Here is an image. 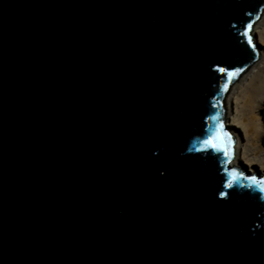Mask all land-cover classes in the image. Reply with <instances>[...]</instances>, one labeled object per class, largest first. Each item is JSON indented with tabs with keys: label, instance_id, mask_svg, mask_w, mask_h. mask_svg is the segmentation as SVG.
Segmentation results:
<instances>
[{
	"label": "water",
	"instance_id": "water-1",
	"mask_svg": "<svg viewBox=\"0 0 264 264\" xmlns=\"http://www.w3.org/2000/svg\"><path fill=\"white\" fill-rule=\"evenodd\" d=\"M263 9L0 0V264H264L223 108Z\"/></svg>",
	"mask_w": 264,
	"mask_h": 264
},
{
	"label": "rangeland",
	"instance_id": "rangeland-1",
	"mask_svg": "<svg viewBox=\"0 0 264 264\" xmlns=\"http://www.w3.org/2000/svg\"><path fill=\"white\" fill-rule=\"evenodd\" d=\"M256 32V37L253 38L254 33ZM264 12L262 11L259 19L255 22L254 27L252 28V42L254 44V39L257 40L258 44L264 43ZM257 51L258 58L253 64L246 69L238 78L236 82L232 84L229 91L223 100V108H224V121L226 125L233 124L232 126L241 127L244 132H247L250 128L248 126L243 125V121H236V111L237 107L235 106V102H239L240 107H249V112L256 116L259 115L261 128L255 131L249 130L250 134L247 135L245 133H237V131L233 129H229V131L234 135L235 143H234V158L237 153L236 148L238 147L240 151V159L242 163L251 164V167H247L245 164H239L237 160L231 162V164H235L234 167L238 166L241 169L245 170L244 172H251L256 176L260 174H264V44H262V50L255 47ZM247 91V94L245 93ZM244 93L246 95H244ZM238 98V101H237ZM250 100V103L249 101ZM247 101V102H246ZM239 111V109H238ZM243 116V115H242ZM241 116V117H242ZM246 116H244L245 118ZM239 120L240 117H237ZM253 120V121H251ZM247 117V125L254 122V119ZM229 126V125H228ZM243 138V139H242ZM255 139V140H253ZM233 158V159H234ZM260 158L262 159V169L259 171L255 169L258 164L255 163ZM239 168V169H240Z\"/></svg>",
	"mask_w": 264,
	"mask_h": 264
},
{
	"label": "bare ground",
	"instance_id": "bare-ground-1",
	"mask_svg": "<svg viewBox=\"0 0 264 264\" xmlns=\"http://www.w3.org/2000/svg\"><path fill=\"white\" fill-rule=\"evenodd\" d=\"M263 12H264V9H263ZM256 37V32L254 33V35H253V38H255ZM260 39L261 40H263L264 41V39H262L261 38V36H260ZM254 44H255V47H257V48H259V49H261L262 50V44H264V43H262V44H258L257 43V40L256 39H254ZM264 71V70H263ZM246 94H247V91L245 92ZM244 93V95H246ZM237 101H238V98H237ZM249 101V103H250V100H248ZM247 102V101H246ZM235 106L237 107V111H236V121H243V125L244 126H248V128H250L252 131H255L256 129H260L261 128V124H260V118H259V115L257 114L256 116H254V115H252L248 110H249V108H250V104H249V107H246V108H244V107H240L239 106V102H237V104H236V102H235ZM238 109H239V111H238ZM243 115V116H242ZM242 116V117H241ZM244 116H246L245 118H244ZM249 116V118H250V120L251 119H254V122L252 123V125L249 123L248 125H247V123H246V121H247V117ZM237 117H240V119L238 120L237 119ZM251 121H253V120H251ZM232 123V122H231ZM228 124L227 125V127L229 128V129H233V130H235V131H237V133H245V134H247V135H249L250 134V132H249V130L247 131V132H244L243 130H241V129H243V128H241V127H235V126H232L233 124ZM243 139V138H242ZM253 140H255V139H253ZM236 151H237V153L235 154V158L233 159V162H235L237 159H238V157H239V160H237L238 162H239V164H245L247 167H251L252 165L251 164H246V163H242V161H241V159H240V151H239V149H238V147L236 148ZM253 165L254 164H258V166H256L255 167V169L256 170H260V169H262V159L260 158V160L258 159L257 160V162H255V163H253V162H251ZM233 165H235V164H233ZM251 173V172H250ZM260 174V173H259Z\"/></svg>",
	"mask_w": 264,
	"mask_h": 264
},
{
	"label": "snow or ice",
	"instance_id": "snow-or-ice-1",
	"mask_svg": "<svg viewBox=\"0 0 264 264\" xmlns=\"http://www.w3.org/2000/svg\"><path fill=\"white\" fill-rule=\"evenodd\" d=\"M225 155H227V151H225ZM254 184H256V181H253ZM258 185L260 186V190L264 192V181L258 182Z\"/></svg>",
	"mask_w": 264,
	"mask_h": 264
},
{
	"label": "clouds",
	"instance_id": "clouds-1",
	"mask_svg": "<svg viewBox=\"0 0 264 264\" xmlns=\"http://www.w3.org/2000/svg\"><path fill=\"white\" fill-rule=\"evenodd\" d=\"M235 168H236V169H238V170H241V171H243V172L245 171V170L241 169V168H240V167H238V166H236ZM239 168H240V169H239ZM246 172H247V171H246ZM251 174H252L253 176H255V175H256V174L254 175L253 173H251Z\"/></svg>",
	"mask_w": 264,
	"mask_h": 264
}]
</instances>
